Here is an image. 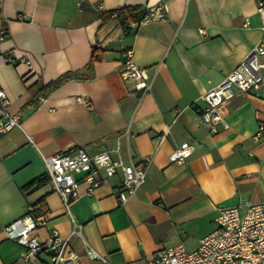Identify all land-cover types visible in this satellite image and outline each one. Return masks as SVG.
Listing matches in <instances>:
<instances>
[{
  "label": "crops",
  "instance_id": "crops-1",
  "mask_svg": "<svg viewBox=\"0 0 264 264\" xmlns=\"http://www.w3.org/2000/svg\"><path fill=\"white\" fill-rule=\"evenodd\" d=\"M258 1L0 0V90L7 112L22 116L21 128L0 133V264H31L4 229L39 203L48 222L33 235L68 237L78 257L66 264H144L177 243L194 250L214 229L219 208L243 211L246 202L264 201V145L251 139L264 122V68L257 91H235L229 101L228 129L210 133L196 111L202 94L264 44ZM161 3L162 20L133 23L127 32L99 16ZM93 48L100 60L89 66ZM127 50L152 76L144 95L120 77ZM71 73L80 75L37 95L39 86ZM182 143L193 147L191 155L170 163ZM71 147H119L123 157L129 150L134 161L149 158L143 185L120 205V174L92 194L81 183L65 212L47 187L42 156ZM41 178L42 185L26 187ZM73 224L80 236L71 235ZM86 245L101 259L87 257Z\"/></svg>",
  "mask_w": 264,
  "mask_h": 264
},
{
  "label": "built area",
  "instance_id": "built-area-1",
  "mask_svg": "<svg viewBox=\"0 0 264 264\" xmlns=\"http://www.w3.org/2000/svg\"><path fill=\"white\" fill-rule=\"evenodd\" d=\"M79 2L81 0H75ZM99 8V6H97ZM145 15L138 24L162 20L166 7L161 3L155 7H145ZM256 12L260 18V28L264 31V1H258ZM245 20V26L248 25ZM204 34V30H200ZM264 44L256 43L243 60L216 85L199 97L202 106L197 108L201 124L210 132L229 128L227 122L228 103L235 91L248 93L257 91L261 79L257 75L264 68ZM120 77L124 82H134V89L144 95L151 87L152 76L145 69L138 68L131 59V50L123 55ZM8 100L0 90V133L12 128H21L22 116L19 112L9 114ZM164 136H161L163 138ZM254 142L264 145V122L257 123L251 136ZM193 147L182 143L169 155L170 163L184 162L192 153ZM123 157L119 147L101 149L90 153L83 147H71L42 159L45 162L46 184L55 193L65 212L71 202L79 197L78 186L86 185V192L100 186L104 178L120 174V189L117 201L120 205L133 197L143 185L149 158L134 161L127 150ZM48 222L46 213L34 212L27 207L25 215L7 225L6 237L23 248L22 259L31 264H66L75 260L78 254L69 245V238L52 230L44 241L37 240L33 232ZM71 235L80 236V226L73 224ZM85 254L90 259H101L92 248L86 245ZM42 256L48 259L43 260ZM144 264H264V201L246 202L243 211L238 206L218 209L214 229L199 239L194 250H187L183 244L167 246L144 259Z\"/></svg>",
  "mask_w": 264,
  "mask_h": 264
},
{
  "label": "trees",
  "instance_id": "trees-1",
  "mask_svg": "<svg viewBox=\"0 0 264 264\" xmlns=\"http://www.w3.org/2000/svg\"><path fill=\"white\" fill-rule=\"evenodd\" d=\"M146 9L145 7L141 6H128V7H122L111 11H102L100 13V19L101 23H105L110 19H117L120 26L127 32L131 29V25L133 23L139 22V20L145 15ZM5 34H3L4 36ZM100 60V56L96 53V48L92 49V55L90 58L89 66L95 62ZM78 73H71L66 74L52 82H49L45 85L39 86L37 95L45 96L48 93L52 92L53 90L57 89L59 86H61L63 83L68 81L72 76H79ZM43 184V179H37L33 182L29 183L26 187L27 188H33L37 187L39 185ZM34 212H45L44 206L40 203L38 205H35Z\"/></svg>",
  "mask_w": 264,
  "mask_h": 264
}]
</instances>
